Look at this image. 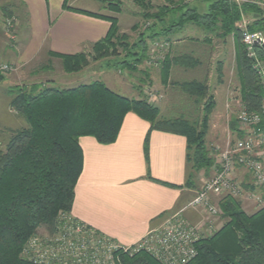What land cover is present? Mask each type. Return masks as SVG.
I'll return each instance as SVG.
<instances>
[{"label": "trees", "instance_id": "trees-1", "mask_svg": "<svg viewBox=\"0 0 264 264\" xmlns=\"http://www.w3.org/2000/svg\"><path fill=\"white\" fill-rule=\"evenodd\" d=\"M98 1L103 2L104 9L113 12L120 9H117L118 1ZM135 1L143 7L149 4L146 0ZM164 1L165 4L157 11L144 12L146 18L154 19L149 29H153L156 22L164 24L159 32L151 36L163 37L168 45L171 41L169 35L187 24L216 32L223 39L232 33L241 105L247 111H259L264 86L254 67V59L247 55L237 23L241 8L253 17L248 30L264 31L261 7L253 2H245L239 7L230 0ZM66 2L64 0L62 4L64 9L106 19L110 26L104 37L90 44V54H85V51L74 54L48 53L49 56L61 59L65 72H77L89 60L117 55V46L128 50L130 46L123 40L125 35L119 33L115 16L70 8ZM195 2H206L205 11L201 12L196 5H192ZM18 6L17 2L11 0L0 6V13L9 17ZM203 41L209 39L204 38ZM138 44L141 48L139 60L145 56L147 47L143 38ZM254 53L256 60L259 57L264 59V46H255ZM162 54V60L157 61L160 64L162 84L167 83L172 64L190 66L194 62L188 54L169 58V53L164 49ZM178 86L187 94L206 100L203 102L204 113L199 127L181 117L159 119L158 108L146 99L129 98L113 91L101 81L69 88L43 86L40 83L11 86L10 103L15 112L24 118L27 126L11 129L5 148L0 151V264H33L20 256L26 240L36 234V228L40 226L45 227L47 233H53L58 212L71 211L74 188L83 167L79 138L91 136L102 144L114 142L128 112L148 121L150 130L170 131L186 137V185L194 186V174L209 169L214 163L204 141L214 100L212 94L207 95L206 81L192 80L181 82ZM237 131L241 137L242 131ZM218 204L227 220L212 235L198 241L197 256L189 264H264V208L246 213L240 202L230 196H223ZM122 260L124 264H160L142 251L132 257H123Z\"/></svg>", "mask_w": 264, "mask_h": 264}, {"label": "crops", "instance_id": "crops-1", "mask_svg": "<svg viewBox=\"0 0 264 264\" xmlns=\"http://www.w3.org/2000/svg\"><path fill=\"white\" fill-rule=\"evenodd\" d=\"M14 1L19 5L15 13L25 17L21 25L25 26L24 32L27 35L17 43L14 57L11 56L21 66L34 59L44 47L47 43V38H44L46 33L51 34L48 53L74 54L84 51L90 44L104 37L110 26L106 19L64 9V0ZM81 1L67 0L66 4L70 8L111 16L105 9H88ZM178 31L181 33L182 29ZM204 38L208 37L198 38L196 30L191 28L169 42L166 47L169 58L188 54L194 62L190 66L172 64L168 83L180 80L173 78L174 74L180 73L175 67L182 70L201 68L197 71L198 78H185L182 82L206 81L208 85L215 81L220 86L225 83L229 63L226 57H217L215 60L210 53L205 52L206 45L209 48L212 45L209 41H203ZM35 40L36 45L33 43ZM181 50L182 53H179ZM0 51H6L1 39ZM168 83L162 86L163 91L169 89ZM218 95L222 97L224 109L216 108L215 96ZM212 96L214 107L208 118L209 130L213 125L220 128L213 116L229 109L232 103L230 95L219 93L218 89ZM160 107H157L160 116L174 118L164 115L166 110ZM200 113H204L203 103ZM79 144L83 167L74 188L70 214L122 245H132L150 228L158 226L167 216L181 210L198 188L197 183L194 186L186 185V137L170 131L150 130V123L133 112L124 116L114 142L102 144L91 136H82ZM193 212L195 214L184 210L182 214L190 222H196L199 215Z\"/></svg>", "mask_w": 264, "mask_h": 264}, {"label": "rangeland", "instance_id": "rangeland-1", "mask_svg": "<svg viewBox=\"0 0 264 264\" xmlns=\"http://www.w3.org/2000/svg\"><path fill=\"white\" fill-rule=\"evenodd\" d=\"M6 1L7 0H0V6ZM112 1H118L119 5L117 9H120L116 12L110 11L108 9H105V11L110 12L111 15L116 17L119 27V33L125 35V38L123 40L126 41V43H128L130 47L128 48V50H122V47L117 46V55L107 56L96 61L89 60V63L84 68L77 72L71 73L65 72L62 69L61 59L54 56H49L48 44L51 38V34L49 33L44 34V38H47V43L42 49H40L37 56H35V58L29 61L27 64L21 66L14 59H12L18 45L17 43L27 37L26 33L24 32L25 26L21 25V21L25 17L22 15L19 17L18 13L13 14L18 20V24L15 27L13 38H11L10 36L6 35V32L3 30V21L5 20V17L0 13V39L4 47L6 48V51L4 53L0 51V60L10 66V69L8 70L0 71V75L2 77L0 79V151L4 150L5 144L10 136L11 129L15 130L27 126L24 118L15 112L10 103L12 97L10 89L11 86L15 85L25 84L26 86H28L32 83H40L43 86L53 85L58 88H69L93 81H101L112 89L116 88L113 90H116L119 94H122L129 98H143L146 100L147 96L145 94V91L149 87L157 96L154 103H149L147 101L149 104L156 107L162 106L160 108H162L163 111L164 109L166 110V113H164V115H166L167 117H181L188 120L197 127L200 126V122L203 117V113H200V109L202 103L206 100H202L200 98H196V96L187 94L178 86V84H180L182 80H185V78H188V80L198 78L197 71H200L201 68H198L200 70H182V68L175 67V69H179L180 73L174 74L173 78H179L180 80L171 83L167 82L169 84L167 85V87L169 86L168 90L165 89V91H163L164 89L162 88L164 84H162L160 80V64L157 62L158 60L161 61L162 59H160V57L157 58V55H160V50L158 51L159 48L157 47V43L161 44V42H164L165 39L160 36H156L153 38V36L151 35L159 32L164 24L156 22V26L153 27V29H149V27L154 23V19L146 18L144 16V12L148 11L153 13L157 11L159 7L164 5L166 1L146 0L147 2H149V4L145 7L139 5V3H137L135 0ZM230 2L237 4L239 7H241V5L245 2H253L258 7H261L264 14V0H230ZM81 4L88 9H104L103 2L98 0H82ZM192 5H196L198 10L203 12L206 9L207 3L195 2ZM239 11L240 20L237 25L243 20H248L250 25L253 22L252 15L248 12L242 11L241 8L239 9ZM191 28L196 30L198 38H201L203 36L209 38V44L210 46L212 45L213 48L211 47L212 50L210 51L209 49L211 48L206 45L207 51L205 52L210 53L215 60L217 59V57H226V61L229 63V65H227L228 67H226L227 78L225 80V83L220 86L215 81H212L207 85V95L212 94L213 92H215V90L218 89L219 93L222 92V94L226 96L230 95V101H232V103H230L229 109H225L224 112H218L217 116H213L216 124L218 123L217 125H220V128L213 125V128L211 130L206 128L204 134V141L208 150V154L210 157H212L215 163V159L220 156V152L225 148V146L228 143H233L236 138L239 137V133L237 130L240 128L236 117L241 107V102L238 95V82L234 67V36L231 33L229 36L223 39L222 37H218L215 34L216 32L208 31L194 24H187L182 29L181 33H185ZM261 32L264 34V31ZM181 33L180 31H176L175 33L169 35V39L172 41ZM142 38L144 39V43L146 44L147 51L144 54L145 56L141 57V59L138 60V57H140L139 55L141 53V48L139 44H136ZM33 43L36 45V40ZM33 43L31 44V47L34 46ZM84 51L85 54H90L91 46L89 45ZM179 53H182V50L179 51ZM9 56L10 58H8ZM258 60L262 62L264 68V59L259 57ZM132 68H135V70H133ZM173 73L174 72H172V75ZM178 75L179 77H177ZM116 84H118V86ZM215 100L216 108L224 109L222 97L219 95L215 96ZM158 118L174 119L164 118L160 115H158ZM214 163L210 166L209 169H202V171L200 170L201 172H197L194 174V177L192 179L193 182L197 183L198 185L197 190H199L202 181L211 175ZM220 198L222 197L216 198L215 201L217 202ZM234 199L240 202L241 208L246 213L250 214L259 210L253 205H249L241 198ZM220 209L221 213H219V215L217 216L213 232L209 234V236L212 235L216 230H218L227 220L221 207ZM187 211L188 213L195 214L191 210ZM46 232L47 231L43 226L36 228V234H43ZM125 257L132 256L128 255Z\"/></svg>", "mask_w": 264, "mask_h": 264}, {"label": "built area", "instance_id": "built-area-1", "mask_svg": "<svg viewBox=\"0 0 264 264\" xmlns=\"http://www.w3.org/2000/svg\"><path fill=\"white\" fill-rule=\"evenodd\" d=\"M17 24L15 15L5 17L6 35L13 38ZM248 25L249 21L243 20L237 26L264 86L263 64L255 59L254 53L255 46H264V34L249 31ZM157 47L158 51L166 50L167 43H157ZM159 54L157 58L162 59L163 54ZM8 69L10 66L0 60V71ZM145 94L147 101L154 103L157 97L154 91L148 87ZM236 118L243 135L220 152L211 175L202 181L199 190L181 210L150 228L132 245H122L70 212L59 211L55 231L29 237L20 256L33 264H124L123 257L142 251L160 264H189L197 256L196 244L213 232L221 213L216 198H241L258 209L264 208V97L259 111L250 112L241 105ZM188 209L197 212L198 221L184 218L182 212Z\"/></svg>", "mask_w": 264, "mask_h": 264}, {"label": "bare ground", "instance_id": "bare-ground-1", "mask_svg": "<svg viewBox=\"0 0 264 264\" xmlns=\"http://www.w3.org/2000/svg\"><path fill=\"white\" fill-rule=\"evenodd\" d=\"M217 202H218V201H217ZM218 205H219V204H218ZM182 215H183V214H182ZM167 217H168V216H167ZM184 218H185V217H184ZM163 221H164V220H163ZM163 221H162V222H163ZM31 236H32V235H31ZM31 236H30V237H31ZM205 238H206V237H205ZM115 241H116V240H115ZM117 242H118V241H117Z\"/></svg>", "mask_w": 264, "mask_h": 264}]
</instances>
